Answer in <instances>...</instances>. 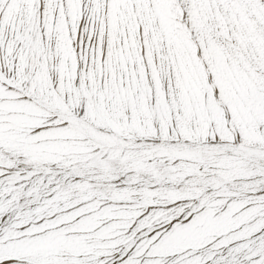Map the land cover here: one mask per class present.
Returning a JSON list of instances; mask_svg holds the SVG:
<instances>
[{
  "label": "snow or ice",
  "instance_id": "snow-or-ice-1",
  "mask_svg": "<svg viewBox=\"0 0 264 264\" xmlns=\"http://www.w3.org/2000/svg\"><path fill=\"white\" fill-rule=\"evenodd\" d=\"M0 264H264V0H0Z\"/></svg>",
  "mask_w": 264,
  "mask_h": 264
}]
</instances>
